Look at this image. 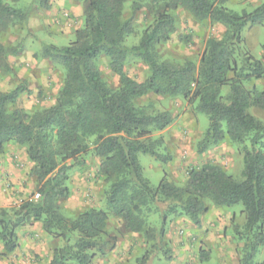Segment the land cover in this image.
Instances as JSON below:
<instances>
[{"label":"trees","instance_id":"obj_1","mask_svg":"<svg viewBox=\"0 0 264 264\" xmlns=\"http://www.w3.org/2000/svg\"><path fill=\"white\" fill-rule=\"evenodd\" d=\"M83 6V25L74 40L64 46L43 45L41 55L59 65L64 78L55 102L31 114L15 108L22 88L0 91V155L8 144L24 148L31 164L30 175L36 181L40 199L21 202L11 210L0 208V243L3 251L17 248V230L38 223L48 238L60 240L47 264H92L114 246L115 238L107 232V219H119L126 230L162 244L167 217L183 214L195 226L200 225L207 203L217 208L240 204L244 222L234 228L242 242L240 264H255L254 258L264 246V122L252 116L250 108L264 111V90H248L246 83L264 79L262 62L243 48L242 32L246 26L264 21V2L251 11L236 12L225 7V0H132V12L143 1L150 2L153 21L137 44L126 39L134 29L123 19L130 0H73ZM43 6L46 0H40ZM183 10L196 21L209 20L223 27L220 38H208L196 66L160 62L155 48L168 42L176 33L175 15ZM27 12L0 0V71H8V49L1 35L12 25L25 22ZM181 42L190 37L177 35ZM138 59L147 68L142 82L126 72L130 59ZM105 60L118 79L108 85L99 70ZM228 88L226 101L222 89ZM156 96L191 97L195 110L205 114L208 127L198 142V153L220 144L225 137L241 144V178L235 179L219 166L204 164L189 172L183 186L161 179L152 186L143 176L138 155L150 156L165 163L168 155L157 148L162 139H151L171 123L166 111L150 112L138 100ZM92 145L99 159L98 173L109 183L105 193V210L87 209L68 220L60 212L59 202L70 195L66 185L68 160L84 155ZM146 212L158 216V227L151 229ZM155 236V237H154ZM164 247V248H163ZM163 251V250H162ZM146 256L136 264H147Z\"/></svg>","mask_w":264,"mask_h":264},{"label":"rangeland","instance_id":"obj_2","mask_svg":"<svg viewBox=\"0 0 264 264\" xmlns=\"http://www.w3.org/2000/svg\"><path fill=\"white\" fill-rule=\"evenodd\" d=\"M5 1L14 8L27 12L28 18L25 22L12 25L1 35L10 54L9 70L0 71V91L6 93L22 88L15 108L31 114L55 102L64 78V71L59 65L42 57V46L51 44L59 47L71 43L74 33L83 25V6L81 1L73 0H46L45 6L40 0ZM263 2L264 0H225L224 5L236 12H249ZM171 13L175 15L176 33L168 42L157 45V60L173 64L188 60L197 66L206 40L220 38L224 29L209 20L196 21L183 10ZM122 17L129 19L134 29L133 35L126 39V44H137L141 33L153 21L150 2H141L140 9L132 12L130 0L125 4ZM177 35L189 36L190 39L188 42H181ZM242 39L244 50L264 65V21L246 26ZM99 70L108 85H117L118 79L109 71L105 60L99 62ZM126 72L135 81L142 82L147 75V68L140 60L132 58L126 65ZM245 87L248 90L254 87L262 91L264 79L252 80ZM221 95L226 101L227 87L222 89ZM137 104L148 106L150 112L166 111L171 115L168 126L151 134L152 140L162 139L157 150L168 155L170 160L162 163L150 156L138 155L143 176L152 186H157L161 179L183 186L189 172L204 164L219 166L233 178H241V144L225 137L220 144L210 147L206 152H197L196 146L208 127V119L205 114L195 110L197 102L191 97L149 94L139 99ZM248 112L264 122V111L250 108ZM91 149L92 145L84 155L66 162L69 166L66 185L70 195L59 202V208L68 220L75 219L87 209L109 212L105 200L109 183L99 175L100 161L93 156ZM6 155L10 156L15 165V176L14 180L11 177L3 180L0 165V208L9 211L26 200L35 201L34 195L39 192L35 179L30 175L32 166L26 158L24 148L8 144L5 153L0 155V164L4 161L2 156ZM6 182L11 186H7ZM39 199L40 195L35 202ZM206 209L198 226L193 225L183 214L176 213L167 217L162 244L170 252L168 260L164 255L165 249L162 251L153 247L155 240L126 230L119 219L109 215L106 227L108 234L115 238L114 246L103 255H97L92 264H136L143 256H146L147 264H240L242 242L235 236L234 228L240 229L244 222L242 206L237 204L232 208H217L207 203ZM144 218L151 229L158 227L156 213L146 212ZM35 224L38 223L30 225L34 227ZM39 228L31 234L37 237L38 245L46 242L47 257L37 255L35 258L47 262L53 249L61 246V241L48 238ZM254 263L264 264V246L256 254Z\"/></svg>","mask_w":264,"mask_h":264},{"label":"crops","instance_id":"obj_3","mask_svg":"<svg viewBox=\"0 0 264 264\" xmlns=\"http://www.w3.org/2000/svg\"><path fill=\"white\" fill-rule=\"evenodd\" d=\"M3 162L0 164L2 166L1 176L3 180H8L14 178L15 176V165L11 161L9 155L3 157ZM13 175V177H12ZM14 180V179H13ZM7 186H11L9 182H6ZM212 220H215L212 218ZM221 221V219H219ZM32 225V224H31ZM26 225L25 227L17 230V248L12 253H5L3 251L2 244L0 243V264H47L50 257L48 256V261L45 262L44 259L40 260V258L36 259L35 256H42V258L47 257L45 248L47 247L46 242L43 244H37V237L32 233L37 232L36 230L40 229V225L35 224V226ZM36 237V238H35ZM43 253V254H42ZM49 254V252H48ZM35 259L37 261H35Z\"/></svg>","mask_w":264,"mask_h":264},{"label":"built area","instance_id":"obj_4","mask_svg":"<svg viewBox=\"0 0 264 264\" xmlns=\"http://www.w3.org/2000/svg\"><path fill=\"white\" fill-rule=\"evenodd\" d=\"M38 198H39V194L36 193V194L34 195V198H33V199L36 201Z\"/></svg>","mask_w":264,"mask_h":264}]
</instances>
